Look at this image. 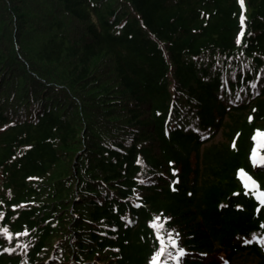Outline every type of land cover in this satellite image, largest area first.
<instances>
[{
  "label": "trees",
  "instance_id": "16d2710c",
  "mask_svg": "<svg viewBox=\"0 0 264 264\" xmlns=\"http://www.w3.org/2000/svg\"><path fill=\"white\" fill-rule=\"evenodd\" d=\"M254 130L264 0H0V264H264Z\"/></svg>",
  "mask_w": 264,
  "mask_h": 264
},
{
  "label": "snow or ice",
  "instance_id": "6c2138e0",
  "mask_svg": "<svg viewBox=\"0 0 264 264\" xmlns=\"http://www.w3.org/2000/svg\"><path fill=\"white\" fill-rule=\"evenodd\" d=\"M240 2V0H238ZM241 33H237V42H239V37ZM251 140L253 141L252 147L250 149V156L249 158L255 163V162H264V156H261L257 149L258 148H264V130H254L253 135L251 137ZM171 163V161L169 162ZM173 172H175V169H172ZM241 173H243L242 169H237V175L240 176ZM245 176L247 174H244ZM242 185L244 189L247 190L249 188H255L256 187V181L253 180L251 177H247V180L244 181L242 179ZM257 199L259 200V203L261 205H264V191H259L256 193ZM237 207H240V205H237ZM156 220H159V217L155 218ZM167 219V218H165ZM171 231V230H169ZM169 243L171 244L172 248L176 249L175 255L171 257L173 260H178L179 257L184 255L185 250L183 248H180L174 238H169ZM166 247V246H165ZM165 247L157 248L153 253L151 260L149 261V264H163V260L161 259L162 254L165 251ZM11 250V249H7Z\"/></svg>",
  "mask_w": 264,
  "mask_h": 264
},
{
  "label": "rangeland",
  "instance_id": "374dc122",
  "mask_svg": "<svg viewBox=\"0 0 264 264\" xmlns=\"http://www.w3.org/2000/svg\"><path fill=\"white\" fill-rule=\"evenodd\" d=\"M222 138L221 132H218L216 136L214 137V140H219Z\"/></svg>",
  "mask_w": 264,
  "mask_h": 264
},
{
  "label": "water",
  "instance_id": "95a60500",
  "mask_svg": "<svg viewBox=\"0 0 264 264\" xmlns=\"http://www.w3.org/2000/svg\"><path fill=\"white\" fill-rule=\"evenodd\" d=\"M76 157H77V155L75 156V159H76ZM75 159H74L73 163L75 162Z\"/></svg>",
  "mask_w": 264,
  "mask_h": 264
}]
</instances>
